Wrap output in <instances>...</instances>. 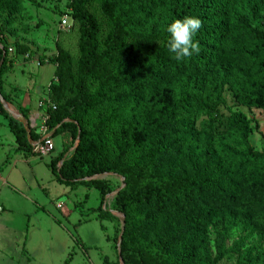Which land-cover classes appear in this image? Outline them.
Here are the masks:
<instances>
[{
    "label": "trees",
    "instance_id": "trees-1",
    "mask_svg": "<svg viewBox=\"0 0 264 264\" xmlns=\"http://www.w3.org/2000/svg\"><path fill=\"white\" fill-rule=\"evenodd\" d=\"M260 1H70L79 54L76 62L67 51L57 55L55 106L46 105L45 113L51 138L62 136L63 147L48 166L59 184L98 189V211L105 219L111 217L102 209L107 191L94 178H123L113 202L124 217L123 264H216L203 238L209 227L216 234L217 260L240 253L243 241L225 245L233 228L259 233L264 241V154L249 144L245 119L235 118L225 135L205 131L198 136L186 127L189 116L211 111L222 100L224 88L239 104L264 112V32L238 21ZM17 2L0 0V13ZM93 3L108 25L104 35ZM188 16L202 21L193 37L200 52L178 62L168 50L166 28ZM0 63V96L10 101L2 49ZM103 102V113L84 128L83 115ZM19 112L27 119L26 108L19 106ZM0 115L17 150L33 155L37 132L30 129L28 139L23 124L1 102ZM107 125L118 131L111 161ZM128 152L137 156L131 165L125 163ZM255 264H264V247Z\"/></svg>",
    "mask_w": 264,
    "mask_h": 264
},
{
    "label": "rangeland",
    "instance_id": "rangeland-1",
    "mask_svg": "<svg viewBox=\"0 0 264 264\" xmlns=\"http://www.w3.org/2000/svg\"><path fill=\"white\" fill-rule=\"evenodd\" d=\"M70 1L18 0L11 9L0 13V49L11 64L4 85V88L11 86L7 93L10 101L3 99L6 104L3 108L14 119V114H20L19 96H26L30 101L26 108L27 120L35 132L37 128L31 125L34 116L45 111L46 105L55 106L51 92L57 85L58 52L67 51L73 62L79 54L78 31L71 18ZM92 9L104 35L108 25L98 13L96 3ZM64 17L66 28L59 26ZM238 21H246L264 32V0L246 15L239 16ZM105 108V102L91 106L81 119L82 126L89 130ZM238 116L245 119L250 129L248 141L253 150L264 154V112L239 104L227 88L222 92V100L213 103L211 111L189 116L186 127L198 136L205 131L225 135ZM5 122L0 116V264H123L119 257L123 215L113 205L117 192L124 187L123 178L113 174L94 178L104 183L107 191L102 209L111 217L105 219L98 211V189H71L59 184L52 174L48 162L62 150V136L51 138L53 150L48 156L38 157L33 151V155H25L14 147L13 135ZM105 137L111 161L117 155L118 131L107 125ZM71 153L72 149L68 156ZM136 157L128 152L125 163L131 165ZM248 233L240 228L229 232L226 248L238 241L244 243L240 253L230 259H216V234L211 227L203 238L216 264H236L242 259L255 264L264 241L259 233Z\"/></svg>",
    "mask_w": 264,
    "mask_h": 264
},
{
    "label": "clouds",
    "instance_id": "clouds-1",
    "mask_svg": "<svg viewBox=\"0 0 264 264\" xmlns=\"http://www.w3.org/2000/svg\"><path fill=\"white\" fill-rule=\"evenodd\" d=\"M202 21L196 17H184L171 22L167 28V47L176 61H182L193 54H199L200 45L193 37L201 28Z\"/></svg>",
    "mask_w": 264,
    "mask_h": 264
},
{
    "label": "built area",
    "instance_id": "built-area-1",
    "mask_svg": "<svg viewBox=\"0 0 264 264\" xmlns=\"http://www.w3.org/2000/svg\"><path fill=\"white\" fill-rule=\"evenodd\" d=\"M59 26L62 28L68 27L66 17L60 20ZM43 115L44 116L42 118H39L37 120V121H40L39 125H37V121H34L33 123V128H37V131H38L37 134L39 135V139L35 141L34 143H32V146H33L32 151L38 157H46L53 150V145L51 142V135L46 126V119H47L46 113L44 112Z\"/></svg>",
    "mask_w": 264,
    "mask_h": 264
},
{
    "label": "crops",
    "instance_id": "crops-1",
    "mask_svg": "<svg viewBox=\"0 0 264 264\" xmlns=\"http://www.w3.org/2000/svg\"><path fill=\"white\" fill-rule=\"evenodd\" d=\"M11 64H10V61H8V63H7V67H8V69H7V73L4 75V81H5V84L4 85H6L7 83V81H8V75L10 74V69H11ZM14 68H12V70H13ZM7 87V86H6ZM5 87V88H6ZM5 88H4V90H5ZM11 86H8L7 87V89H6V92H8V91H10L11 89ZM21 100V105L23 106V107H25V108H27L28 107V105H30L29 104V100L26 98V96L24 97L23 95H20L19 96V101ZM44 110L43 111H41V113L39 114H36L34 117H35V119L33 120V123H34V121H37L39 118H42V115L44 114ZM1 116V115H0ZM6 123V122H5ZM33 123L31 122V125L33 126ZM6 127H7V125H6ZM13 145H14V147L16 148V150H17V145H16V143H15V139H14V137H13ZM2 144V143H1ZM0 144V145H1ZM2 146V145H1ZM49 163V162H48ZM85 188V187H84ZM87 189V188H86Z\"/></svg>",
    "mask_w": 264,
    "mask_h": 264
},
{
    "label": "water",
    "instance_id": "water-1",
    "mask_svg": "<svg viewBox=\"0 0 264 264\" xmlns=\"http://www.w3.org/2000/svg\"><path fill=\"white\" fill-rule=\"evenodd\" d=\"M1 64V63H0ZM0 102L2 104V106L4 108H6V104H5V101L1 98L0 96ZM14 119L17 120L18 122H20L21 124H23V126L25 127V131L27 133V137L28 139H30V125H29V121L27 119H25L22 115L20 114H14ZM123 230H124V217H123V220H122V223H121V234H120V237L123 233ZM119 242H120V238H119Z\"/></svg>",
    "mask_w": 264,
    "mask_h": 264
}]
</instances>
